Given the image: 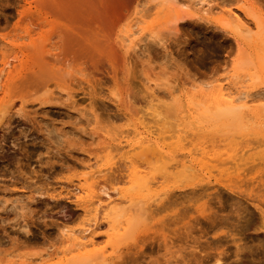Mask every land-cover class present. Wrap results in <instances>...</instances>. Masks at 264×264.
<instances>
[{"label":"rangeland","instance_id":"obj_1","mask_svg":"<svg viewBox=\"0 0 264 264\" xmlns=\"http://www.w3.org/2000/svg\"><path fill=\"white\" fill-rule=\"evenodd\" d=\"M170 1L133 0L129 15L116 29L139 11L144 23H156L158 36L150 39L139 35L136 47L128 55L121 51L119 63L105 57L55 63V68H59L56 84L50 83L45 87L47 92L40 94L41 91L34 93L31 88L17 86L16 81L29 69V51L48 33L49 25L37 22V2L0 0V69L8 61L0 71V92L14 104L0 123V264H26L28 259L43 254L41 249L51 252L64 246L59 237L61 227L76 229L83 217L73 192L64 186L76 182L84 172L83 164L102 156L103 143H112L111 138L119 131L130 130L134 123L142 129L143 122L151 123L145 114L150 109L149 93L155 92L156 99L160 97L154 107L162 108L171 103L167 93L175 91L171 98L185 108L191 85L197 89L224 82L238 58L251 56L245 45L252 40L241 35L233 23L224 31L214 18L218 8L233 7L254 30L250 38H258L254 18L242 9L246 4L264 18V0H186L191 2L189 6L184 0L188 7L181 9L180 19L165 14ZM167 18L175 19L177 26L167 22ZM236 37L244 44L241 49ZM262 81L264 74L252 91L259 89L261 93ZM70 94L75 100L71 108ZM18 106L21 110L16 109ZM263 106L264 100L247 102L243 112L249 115L255 108L262 112ZM193 132V141H204L203 145H210L206 148L223 152L227 145L237 153L235 159L241 155L242 158L217 164L208 161L204 179L195 181L192 187L172 189L174 195L168 196L175 199H167L172 202L167 209L161 205L164 198L152 203L149 208L155 207L153 212L148 209L151 214L146 211L129 230V236L119 240L117 251H121L123 259L114 257L116 264L162 262L171 255L179 261L183 257L180 264H214L211 256L218 250L227 256L221 264H264V231L257 226L258 208L264 211L263 123L251 125L245 132L252 134L243 138H233L231 134L238 133L211 122L198 124ZM129 137L134 139L133 134ZM121 175L118 171L111 173L102 183L108 188L120 186ZM155 175L160 178L158 188L191 181L161 178L162 172L158 171ZM164 178L168 181H162ZM186 189L193 190L192 197L197 193L194 200L190 196L191 200L186 201L187 195L182 193ZM196 189L204 191L202 196ZM178 193L186 199H177ZM101 228L95 238L103 244L106 228ZM236 245L238 256H234ZM203 253H210L211 258L199 260Z\"/></svg>","mask_w":264,"mask_h":264},{"label":"bare ground","instance_id":"obj_2","mask_svg":"<svg viewBox=\"0 0 264 264\" xmlns=\"http://www.w3.org/2000/svg\"><path fill=\"white\" fill-rule=\"evenodd\" d=\"M33 1L37 2L35 13L37 22L48 24L49 29L48 33L38 43H33V48L28 54L29 69L18 78L16 83L17 86L31 88V92L33 90L34 93L41 91L40 94H45L47 92L45 87H49L50 83L56 84V72L59 68H55V63L64 65L65 63L91 61L99 57H105L114 63H119L118 58H120L121 51L124 55H128L129 51L136 47L139 35L150 39L158 36L156 23H144V16L142 13L139 14V11H134V15L127 23L116 29L117 25L129 15V8L133 0ZM162 1L167 2V0ZM181 1L171 0L165 14L180 19L181 9L189 6V1L185 0L188 6L183 2L184 0ZM156 4L159 5V3ZM232 9H216L218 15L215 16L214 20L220 25L219 28L226 32L228 31L226 27L233 23L241 35L252 40L251 43L245 45L250 50L251 56L246 57L245 55L238 58L231 75H229L230 77H224V82L219 81L214 85L204 86L206 88L201 86L197 89H194L195 85H191L187 90L188 93H186L189 98L185 108L176 99L171 98L172 93H176L175 91L167 93L170 97L168 100H171L168 106L164 104V108H157V106L155 108L154 106L157 104L155 102L160 97L156 99L157 94H154L155 90L151 89L154 95L149 93L150 109L145 113L150 117L148 119L147 116V121L152 120L151 123L146 125L143 122L144 129L138 128V125L134 123L130 130L119 131L115 137L111 138L112 143L107 145L103 143L102 149L105 150V153L102 156L97 155L93 162L83 164L84 172L77 178L76 182L64 186L73 192L72 194L83 210L80 226L68 230L64 229V226L61 227L59 237L64 246L51 252L41 249L44 253L28 259L26 264H116L117 259L123 257H120L121 251H117L119 240L129 233V230L139 222L141 216L148 209L153 212L155 207L149 208L152 203L159 202L161 199L163 201L164 198L161 205H164V207L162 206L164 210L167 209L166 207L172 204L173 199H175L170 198L172 195L168 196L172 189L174 187L178 189L186 186L192 187L195 181L204 179V174L208 171L206 170L207 165L208 167L210 165L207 163L208 161H215L217 164L218 162L230 161V159L242 158L241 155L235 159L237 153H234L233 149L227 148V145L223 152H217L214 149H208L210 145H207L208 148H206V144L203 145L204 141H198L197 138L194 140L195 142L193 141L195 139L193 131L202 122H211L213 125L219 124V126H224L226 130L230 129L238 133L236 136L231 134L233 138H243L252 134V132L247 133L245 131L253 124L262 122L264 125V120L260 121V117L264 118V106L262 112H258L256 108L252 109L249 115L243 112L245 103L264 100L263 81L262 92L260 88L261 93H259V89L252 91V88L260 82V78L264 74V18L253 11L250 6L243 4L242 12L254 18L256 24L255 34L258 38H250L254 30L247 23L248 20L244 19V21L238 12ZM175 19L167 18L166 21L173 23L176 27ZM170 26L172 27V25ZM234 39L237 47L241 49L244 45L241 38L236 37ZM256 39H260L259 42ZM16 47L21 49L22 45H16ZM7 63L8 61L2 63L0 71L5 69ZM253 93L257 95H253ZM68 97V106L71 108L75 100L72 98L73 95ZM11 102V98H5L0 92V123L3 121L4 115L14 105ZM20 107L18 106L19 109L17 107L16 109L21 110L22 107L21 109ZM128 115L127 113L125 118L128 119L130 117ZM166 115L169 117H165ZM170 117L172 118L170 119ZM164 118L168 119L164 120ZM188 128L192 131H188ZM130 134H133L134 139H130ZM224 140L219 139L221 142ZM184 141L188 144H185ZM231 150L233 152L230 153ZM222 156L224 158H221ZM116 171L122 172L119 179L120 186L106 187L102 183L103 180ZM157 171L162 172L161 178L164 176L177 177L191 181L175 186H172L174 184H170V186L164 184V187L158 188L160 178L157 179L158 176L155 175ZM166 180L164 178L162 181ZM166 183L168 184V182ZM227 183L232 186L231 182L227 181ZM187 189L182 192L183 195H187V199L183 196L186 201L191 200L189 199L190 196L192 199L197 196V193H194L195 195L192 197L193 190L191 189L189 192ZM201 192L200 195L204 191ZM179 193L175 196H179ZM171 194L174 195V192ZM168 198V201L172 199V202H168ZM258 209L259 222L257 224L259 225L257 226L264 231V211L261 208ZM148 213L151 214L149 211ZM101 225L105 227L101 228ZM100 228L102 230L106 228L103 244L97 240L98 237L95 238L98 236L96 234ZM236 247L234 256H238L239 252V247L237 245ZM205 253L199 256V260L212 257L214 264H221L223 261L225 262L227 257L222 250H218L211 257L210 253ZM114 257L117 258L115 261H113ZM23 261L25 260L23 259ZM154 261H150L149 264H173V262H182L184 259L181 257L179 261L171 255L164 257L162 262Z\"/></svg>","mask_w":264,"mask_h":264}]
</instances>
